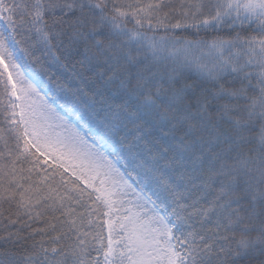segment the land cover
I'll return each instance as SVG.
<instances>
[{"label":"snow or ice","instance_id":"snow-or-ice-1","mask_svg":"<svg viewBox=\"0 0 264 264\" xmlns=\"http://www.w3.org/2000/svg\"><path fill=\"white\" fill-rule=\"evenodd\" d=\"M0 264H264V0H0Z\"/></svg>","mask_w":264,"mask_h":264}]
</instances>
